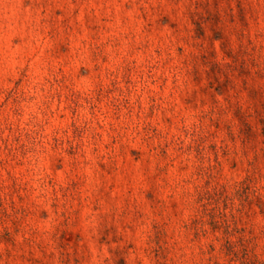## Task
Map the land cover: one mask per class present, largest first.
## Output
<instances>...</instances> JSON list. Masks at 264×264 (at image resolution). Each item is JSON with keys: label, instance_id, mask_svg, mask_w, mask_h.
I'll list each match as a JSON object with an SVG mask.
<instances>
[{"label": "rangeland", "instance_id": "obj_1", "mask_svg": "<svg viewBox=\"0 0 264 264\" xmlns=\"http://www.w3.org/2000/svg\"><path fill=\"white\" fill-rule=\"evenodd\" d=\"M0 264H264V0H0Z\"/></svg>", "mask_w": 264, "mask_h": 264}]
</instances>
